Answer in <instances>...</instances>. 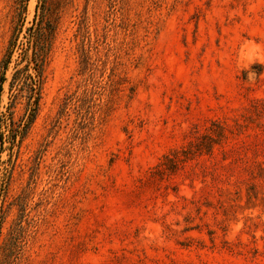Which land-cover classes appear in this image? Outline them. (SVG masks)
I'll list each match as a JSON object with an SVG mask.
<instances>
[{
    "label": "rangeland",
    "instance_id": "1",
    "mask_svg": "<svg viewBox=\"0 0 264 264\" xmlns=\"http://www.w3.org/2000/svg\"><path fill=\"white\" fill-rule=\"evenodd\" d=\"M0 264H264V0H0Z\"/></svg>",
    "mask_w": 264,
    "mask_h": 264
},
{
    "label": "trees",
    "instance_id": "2",
    "mask_svg": "<svg viewBox=\"0 0 264 264\" xmlns=\"http://www.w3.org/2000/svg\"><path fill=\"white\" fill-rule=\"evenodd\" d=\"M36 53H35V57H36ZM32 59H34V56H33V58ZM7 62V59H4L3 60V63H6ZM17 72H20V70H18ZM39 74V73H38ZM39 83H40V80H38L37 82H35V84H36V86L39 88ZM38 88H36L37 90H39ZM38 98H39V96H38ZM38 103V100H36V104Z\"/></svg>",
    "mask_w": 264,
    "mask_h": 264
}]
</instances>
